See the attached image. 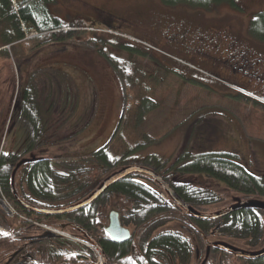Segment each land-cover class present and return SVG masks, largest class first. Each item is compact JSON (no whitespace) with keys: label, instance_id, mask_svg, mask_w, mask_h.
Returning <instances> with one entry per match:
<instances>
[{"label":"rangeland","instance_id":"1","mask_svg":"<svg viewBox=\"0 0 264 264\" xmlns=\"http://www.w3.org/2000/svg\"><path fill=\"white\" fill-rule=\"evenodd\" d=\"M150 4L155 10L194 13L195 22H200L201 26L231 24L238 32L249 36L264 29V0H236L234 6L223 2L211 10L186 4L167 6L162 0H54L48 3L46 7L51 15L61 19L64 28L72 34L50 41L49 35L41 38L40 33L37 37L34 31L28 30L26 41L9 50L18 68L20 90L30 81L32 72L42 67L65 72L72 82L68 88L74 103L77 102L75 96L78 98L75 117L89 114L90 126L81 135L72 139L66 128L58 134L53 149L57 159L51 161L53 170L63 176L72 170L86 176L93 170L89 174L94 175L100 170L91 154L106 146L112 156L121 160L118 165L126 160L165 176L178 169V153L187 141L194 154L231 152L249 171L263 176L264 153L258 154L256 144L264 143V69L255 74L250 69L251 64L238 63L239 58H225L221 64L229 68L227 75L230 74L232 82L210 74L198 64L202 61L198 58L204 55L202 51L190 45L189 39L163 31L170 28L168 19L150 10ZM183 21L185 18L180 17L177 23ZM181 26L178 25V29ZM143 42L152 44L154 47H149L153 51L134 57L130 50H145L148 46ZM25 43H29L28 48ZM170 44L182 45L185 49H174ZM154 55L159 61H172L185 71L166 75V69L155 64L158 60ZM189 70L193 80L185 74ZM20 108L19 105L15 114ZM13 128L3 138V151L22 156L24 130L19 124ZM198 182L208 186L213 183L206 178H199ZM17 183L20 185L19 181ZM63 187L66 191V185ZM212 194L218 200L203 206L202 210L208 214L220 213L243 202L264 203V196L248 200L225 185L215 187ZM261 218L264 226V215ZM0 222L7 224L1 211ZM220 227L217 225V230ZM211 229L207 232L210 241L221 240L253 251L243 244L247 241L228 239ZM262 240L256 249L264 245ZM251 243L250 240L249 245ZM9 250L7 240L0 242V258ZM211 261V264H244L227 252L221 258L212 255Z\"/></svg>","mask_w":264,"mask_h":264},{"label":"trees","instance_id":"2","mask_svg":"<svg viewBox=\"0 0 264 264\" xmlns=\"http://www.w3.org/2000/svg\"><path fill=\"white\" fill-rule=\"evenodd\" d=\"M53 1L54 0H17V3H13V0H0V192H5L10 186L13 187V177H10L17 168V164L21 162L20 160L24 156V158H31L30 161L23 163V165L16 170V172L18 170H22L23 172V174L18 177L20 184L25 181L30 191L36 194L38 191H44L46 189L52 190L50 182L57 181V183H59L57 184L58 187L62 183L66 185L70 183L69 186L72 185L76 188L74 190L75 198L78 200L80 197L84 198L89 195L94 187L98 186L100 182L102 183L107 177L111 176L112 173L119 171L123 167L131 166L134 163H128L124 160L121 165H118L121 160L112 156V153L109 152L105 146L91 154L94 161L93 163L99 168L98 170H100V172L94 175L89 174L93 170L89 171L86 176H84L83 173L79 174V171L72 170L66 173V175L68 174L67 176H63L60 172L51 169V161L57 159V155H53V149L57 143L56 138L60 131L66 128L71 132L70 137H72V139L76 138V136L81 135L89 128V114L86 113V116L81 115V117H75V112L78 110V98L75 96L77 102L74 103V98L70 95V90L68 88L72 85V82L65 72H60L58 70L54 71L52 68L42 67L32 72L30 81L20 90V81L17 74L18 68L14 63L11 50L6 47L7 45H11V48H13V46L23 43V39L26 37L28 30L37 31L41 34V38H43L44 35H49L48 37L51 38L50 41H56L70 36V34H72L70 32L72 31L66 30L61 19L52 16L51 12L46 7L48 3ZM162 1L166 2L167 6L186 4L192 7L194 6V8L202 7L206 9L210 8V10L212 7L223 2H229L233 6L237 5L236 0ZM153 9H155L154 6L150 4V10ZM160 10L164 13L160 16L163 19L164 17L168 19L167 25H170L171 28L175 29L180 24L177 23L180 17L185 18L187 16L194 18L191 19L190 22L194 23L197 27H202L200 22H195L196 16L194 13ZM191 27L193 26H184V28ZM256 31L252 34L255 39L264 41V29L261 30L262 32L257 31L256 33ZM40 42L43 43V41H39L38 43ZM143 43L148 46L145 50H130L134 57H138V55L142 56V53L148 55L150 51H153V49L150 48L154 47L152 44ZM28 44L29 43H25L24 46L28 48ZM170 45H172L174 49L178 47L180 49H185L182 45ZM190 45L203 51L200 46L193 42L190 43ZM159 46L162 48L161 45H156L155 47ZM154 57L158 60L156 55H154ZM206 61L210 60L206 55H203V60L201 63H198L202 69L207 67L204 66L206 65ZM158 62L161 61L158 60ZM166 62H164V67H162L166 69V75L171 73L178 74L176 71L181 73L185 71L177 67L172 61L170 63L168 61ZM210 68L214 69L212 66ZM215 69L220 71L218 68ZM167 70H169V72ZM189 72L190 70L185 74L191 79L192 74L190 75ZM49 76L57 77L49 78ZM157 82H159L158 79ZM19 105L21 106L20 112L14 114ZM8 123L10 124L8 125ZM17 124H19L20 129L22 128L24 130L22 145L24 146L25 153H23L22 156H17L14 153H12L13 155L6 154L1 148L3 138H6ZM178 154L179 156L176 162L178 169L168 175L162 176L168 180L169 185L173 187L186 202L199 203L203 206L215 203L218 198L212 193L215 187L218 188L221 185H225L237 193L245 195L246 199H252L253 196L258 195L264 196V175L260 176L249 171L244 163L239 162L236 155L231 152L194 154L189 148L187 141H185V145ZM126 155L127 154L123 156L126 157ZM157 164L158 166L162 165L161 163ZM191 176H196L198 179L206 178L208 181L210 179L213 181L212 186L200 184L198 179L192 180L190 178ZM86 177L87 179H85ZM18 181L16 180L15 183L14 180L15 185L18 184ZM156 185L157 184L153 185L145 178L142 179L136 175L122 179L120 182L111 186L107 192L109 197L107 199L108 211L112 209L124 211L126 207L133 208L134 206L153 204V194L146 193L145 190H153L154 188L152 187ZM251 211L255 212L254 219H252ZM146 213L150 215L153 212ZM262 215H264L263 210L256 207L234 211L231 215H227L222 219L220 230H216V233H220L228 239L234 238L243 242L247 241V243L243 244L246 247H250L249 241L253 234L257 237L261 233L264 234ZM148 219L149 218H146L145 220ZM214 225L215 224L209 221L206 222L208 233L211 232V228H213ZM253 225L255 227L254 229L252 227ZM247 251L253 252L250 248L247 249ZM186 252L188 253V251ZM242 261H244V264H264V254L259 256L258 259L245 258L242 259Z\"/></svg>","mask_w":264,"mask_h":264},{"label":"flooded vegetation","instance_id":"3","mask_svg":"<svg viewBox=\"0 0 264 264\" xmlns=\"http://www.w3.org/2000/svg\"><path fill=\"white\" fill-rule=\"evenodd\" d=\"M153 10L158 15L163 13L160 9L159 12ZM191 19L194 18L185 17V21L180 22L182 24L180 29L178 26L174 29L169 25V30L165 31L173 30L171 31L173 34L182 36L185 40L189 39L190 43L193 42L202 49L208 44L215 45L219 54L215 57L218 59L208 55L205 49L202 51L210 60L206 61V66L214 67L213 69L207 66L206 70L232 81L228 76L230 74L227 75L229 68L220 63L225 58H239L238 63H249L252 66L250 69L255 68L257 72L258 69H264V49L251 46L246 40L252 41L255 38L253 35H245L238 30L234 32V27L225 24L197 27L190 22ZM191 25L193 27L184 28ZM257 41L264 42L258 39ZM236 43L242 48L234 50L232 47ZM217 61L222 65V71H216L214 64ZM155 64L164 67L163 61ZM136 108L140 109V107ZM148 167L152 168V166ZM22 174V170L17 171L16 179L14 177L15 183ZM137 175L153 185L157 184V189L145 190L146 193L153 194V204L126 207L124 211L118 209L108 211V191L90 205L79 209L58 213H44L37 210L58 211L78 204L83 198L80 197L78 200L75 198V191L72 185L69 186L70 183L60 184L61 189H59L57 181L50 182L52 190L46 189L35 194L30 191L26 182L22 181L20 185L10 186L5 192L1 191L0 197L11 206L12 215L0 206L2 216L7 220L6 225L0 222L4 227L0 230V238H2L0 242L7 240L10 248L8 253L0 258V264H211L212 255L221 258V255L227 252L216 246L223 241L208 239L206 229V222L209 221L215 224L213 228L217 230L216 227L221 226L222 219L219 221L218 218L194 216L190 210L187 211L178 201L176 202L155 178L145 173ZM12 177L13 173L10 178ZM159 177L169 184L164 176ZM176 194L198 213L208 214L202 210L203 205L186 202L178 192ZM112 211L119 213L122 227L131 232V238L124 243H116L109 233ZM146 212L153 213L148 215ZM254 214L255 212L251 211L252 219ZM146 218L149 219L145 220ZM141 223L144 226H141ZM252 227L255 228L254 225ZM250 238L253 243L250 245L253 253L264 251V245L258 247L259 249L255 248L263 241V233L258 237L253 234ZM260 240L262 241L259 242Z\"/></svg>","mask_w":264,"mask_h":264},{"label":"water","instance_id":"4","mask_svg":"<svg viewBox=\"0 0 264 264\" xmlns=\"http://www.w3.org/2000/svg\"><path fill=\"white\" fill-rule=\"evenodd\" d=\"M30 158H25L23 160H21V162H19L17 164V168L13 171V178H12V183L15 185L14 183V177L16 175V170L19 169L20 166L23 165V163L30 161ZM34 158V156H33ZM145 173L150 175L151 177L155 178L163 187H165L167 189V191L170 193L171 197L174 198V200L177 202H179L181 204V206L183 208H185L187 211L190 210L191 213L194 216H201L207 219L210 218H221L223 216H227L232 214V212L234 211H238V210H243V208H260L262 210H264V203H260L257 201H249V202H243L242 204H238L236 206H233L230 209L221 211L220 213H213V214H201L198 213L197 211H195L189 204L187 205L174 191V189L172 187H170V185L166 182V180L162 179L161 177H159V175L145 167V166H137V165H132V166H126L121 168L119 171H116L114 173L111 174V176L107 177L101 184L100 186L95 189L93 192H91V194L84 198L83 200L79 201L78 204L73 205L71 207H68V209H62V210H58V211H51V210H41V209H37L39 211H42L44 213L47 212H53V213H58V212H65V211H69V210H74V209H79L81 207H85L87 205H90V203L94 202L95 200H97L103 193L109 191V189L111 188V186H113L114 184L120 182L122 179L132 175V173ZM13 185V186H14ZM251 200V199H248ZM0 206L8 213H10L12 215V209L10 207V205L7 204V202L5 201L4 198L0 197ZM110 227H109V233H111L112 235V239L116 242V243H124V241H127L131 238V232L128 231V229L123 228L121 225V222L119 221V213L117 211H112V213L110 214ZM4 229V227L1 225L0 223V230ZM216 246L221 249V250H226L229 253H232L233 255H235L238 258H256L258 256H261L264 254V251L260 252V253H253L247 250H243V249H239L238 247L234 246V245H230L229 243L223 241L220 243H217Z\"/></svg>","mask_w":264,"mask_h":264},{"label":"crops","instance_id":"5","mask_svg":"<svg viewBox=\"0 0 264 264\" xmlns=\"http://www.w3.org/2000/svg\"><path fill=\"white\" fill-rule=\"evenodd\" d=\"M225 25H231V24H225ZM79 26V25H78ZM234 32H237V29L235 28L234 29ZM247 41H249L250 43V45L251 46H254V47H258V48H261V49H264V42H259V41H257L255 38H253L252 39V41H251V39H246ZM228 48H230V46H227ZM234 50H239V49H241L242 47H240L237 43H236V45L235 46H233L232 47ZM205 49V51H206V53L208 54V55H210V56H218L219 54H218V50L216 49V47H215V45L214 46H211V45H206V46H203V50ZM202 54H204V52H202ZM205 55V54H204ZM198 59H202L203 60V57L202 56H200ZM220 62V61H219ZM221 63V62H220ZM215 65V68H218L220 71H222L223 70V67H222V65H219V63H218V61H217V63H215L214 64ZM251 71L252 72H254L255 74H258V73H261L262 72V69H258V72L255 70V68H253V69H251ZM256 145H258V147H259V151H257L258 152V154L259 153H264V143L263 142H257V144Z\"/></svg>","mask_w":264,"mask_h":264}]
</instances>
